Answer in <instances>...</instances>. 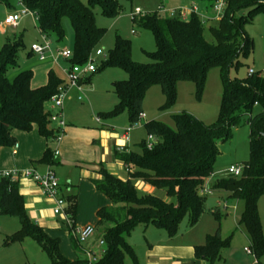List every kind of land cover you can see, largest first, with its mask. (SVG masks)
<instances>
[{
    "label": "trees",
    "instance_id": "16d2710c",
    "mask_svg": "<svg viewBox=\"0 0 264 264\" xmlns=\"http://www.w3.org/2000/svg\"><path fill=\"white\" fill-rule=\"evenodd\" d=\"M23 1L39 16L41 33L56 42H62L66 37L63 19L70 21L74 34L70 61L73 65L85 64L107 33L96 24L94 8L99 6L108 18L118 17L122 11L116 0H88L87 5L81 0ZM128 1L133 3L135 0ZM199 1H209L212 7L216 2ZM0 3L10 9L16 8V0H0ZM263 12L264 0H227L224 14L216 22L203 23L197 15L188 20L158 12L140 18L133 15V23L151 30L155 38L156 51L149 55L151 62L146 64L134 62L131 41L116 36L114 47L98 68L100 72L120 69L128 77L114 86L118 104L111 112L112 116L128 109L130 122L137 123L143 114L145 95L153 85H159L166 97L164 108L176 103L179 82L194 83L196 96L200 99L212 69L220 71L224 85L219 116L214 123L205 124L187 112L173 115L175 128L163 122L149 121L145 129L148 136L155 139L152 149L144 140L139 151L115 150L116 159L125 165L128 173L126 180L103 167L100 169L101 179L93 180V183L112 206L97 213L98 225L110 226L103 236L105 254L94 264H125L127 255L137 264L127 239L139 226H153L171 238L177 235L184 218H188L191 227L195 226L207 211V196L200 195V189L214 174L215 161L221 154L219 145L231 139L233 129L243 123L251 129L249 160L242 165L239 177L227 174L218 177L212 189L226 192L229 199L245 202L240 224L246 228L253 255L259 262L264 257V233L258 209V203L264 197V76L257 72L242 79L229 77L231 70L244 66L242 60L253 52V41L247 36L246 26L254 15ZM207 31L211 41L206 37ZM24 47L23 37H20L13 44H5L0 52V148L17 144L12 135L14 130L30 132L37 126L47 141L54 140L58 134L56 127H52V113L47 104L57 94L62 79L51 71L46 85L33 88L32 71H22L13 80L9 78L11 72L20 70L18 57ZM36 164L54 167L59 166L60 161L47 147ZM135 181L150 185L156 192L140 194ZM159 191L164 197L158 194ZM66 200L76 223V196ZM211 213L219 228L215 234L207 236L203 245L194 249L197 259L216 264L231 246L234 235L223 238L220 212L213 209ZM2 216L17 218L20 223V229L6 239L7 245L31 237L48 254L51 264H88L86 257L66 258L61 252L60 240L34 223L26 210L19 182L0 180Z\"/></svg>",
    "mask_w": 264,
    "mask_h": 264
},
{
    "label": "rangeland",
    "instance_id": "374dc122",
    "mask_svg": "<svg viewBox=\"0 0 264 264\" xmlns=\"http://www.w3.org/2000/svg\"><path fill=\"white\" fill-rule=\"evenodd\" d=\"M81 1L85 5L88 4V0ZM116 1L122 6V11L118 17H105L99 6H96L93 10L98 27L107 30L98 46V49H101L104 53L100 60L106 59L108 52L114 47L116 36L120 35L131 41V57L134 62L140 64L151 62L149 55L156 51L155 38L151 30L133 23L132 18L137 8H140L144 15H148L158 12L161 5H164L167 9H172L176 7L188 8L193 4L204 6L205 4L209 11H212V3L209 1L206 3L199 0H167L165 2L162 0H135L133 3L128 0ZM15 9H10L0 3V52L5 44H13L20 37H23L25 47L19 52L18 64L21 70L33 72L32 86L41 87L46 85L51 71L64 78L62 67L66 62L60 59L59 51L64 48L72 49L74 34L70 21L63 19L66 37L62 42L51 39L53 42L52 53L43 62L36 55L28 56L32 42L42 41L37 14L34 17L27 16L23 18L18 27L3 29L2 25L5 18L13 12L20 11L17 3ZM206 27L208 28V26ZM246 33L253 41V52L249 58L242 60L244 66L231 70L229 75L231 79L247 77L250 69L256 71L262 69L260 61L264 49L260 36L261 33L264 34V12L253 16L251 22L246 26ZM206 37L209 41L212 40L208 31ZM12 74L13 72L9 74V77H12ZM91 76V83L85 86L82 92L76 88L68 90L61 112L62 119L67 124L61 133L62 140L60 142L48 140V144L53 152L55 150L60 151L62 162L61 166L49 167L56 171L60 179L67 176L71 178L73 184L78 185V210L75 231L92 225L95 227V233L86 242L79 244L74 238V233L63 225L64 220L59 216H55L54 212L51 211L49 215L55 217L54 225L56 227L49 234L51 237L60 240V249L66 258L76 260L85 257V254L79 252L80 249L78 250L81 247L84 251L95 252L97 261H100L104 255L102 254L104 248L99 245V242L103 239L104 233L110 225H98L97 210L109 207L111 202L103 193L92 190L91 183L84 178L79 165L85 163L101 164L116 177H127V171L123 167V163L116 159L113 150L115 145H123L121 136L128 133L131 140V149L139 151L140 143L143 140L146 142L149 140L145 129V124L149 121L163 122L175 128L173 115L187 112L205 124L214 123L219 116L224 80L218 69H212L208 73L205 90L200 99L196 96L194 83L179 82L176 103L170 108H164L167 100L161 87L153 85L147 91L143 102V114L146 118L132 124L128 109L116 116L111 115L118 104L113 85L119 80H127V74L120 69H106L102 72L99 69L96 74ZM79 97H82L83 101H79ZM47 108L51 111L50 102L47 104ZM68 123L71 126H68ZM52 127L56 126L52 125ZM250 134V127L243 123L233 129L231 139L220 143L221 154L215 161L213 176L217 178L225 177V171L231 166H242L249 160ZM15 136L22 145L19 155L16 158L12 156L13 147L0 148V169L26 170L27 168H33L29 160L30 158L39 159L42 157L45 149V138L40 135L37 126H34L30 132L16 130ZM94 141H96V144H93ZM42 166L41 170L48 168ZM62 180L66 182L65 179ZM134 184L140 194H144L148 188V185L142 181H135ZM158 194L164 197L162 191H159ZM218 201L221 202L220 206H218ZM206 209L207 213L201 217L195 226L191 227L189 225L187 217L180 223L178 230L184 240L204 239L203 242H205L207 235L215 234L219 228V223L211 213L213 209L220 212L222 236L226 237L231 230H235L237 227L248 237L246 228L240 224L245 210V202L229 199L227 193L217 190L213 196L207 197ZM258 209L264 233V197L260 199ZM6 219L0 218V221L6 224L7 233L9 231L15 232L20 228L17 218ZM0 230L2 232L0 233V264H51L48 254L33 238L26 237L22 241L7 245L1 224ZM160 235L166 236L167 233L152 226L149 231H146L144 226H139L132 232L127 242L134 250L137 264H144L145 262V253L148 249L147 240L155 242ZM245 247H249V243H246L245 238L234 237L231 246L223 252L222 260L216 264H233V255L235 260L244 259L245 264H253L257 259L253 254L251 256L247 255ZM260 262L264 263V257L260 259ZM125 264L136 263L131 256L127 255Z\"/></svg>",
    "mask_w": 264,
    "mask_h": 264
},
{
    "label": "built area",
    "instance_id": "2783aa9c",
    "mask_svg": "<svg viewBox=\"0 0 264 264\" xmlns=\"http://www.w3.org/2000/svg\"><path fill=\"white\" fill-rule=\"evenodd\" d=\"M167 1V0H162ZM227 0H216L214 6L212 7V17H208L205 13H203L200 8L193 4L188 8H180V9H167L164 5H161L158 13L161 15H167L169 17H180L183 20H188L192 15H197L201 18L203 23L219 21L226 8ZM17 5L20 7V11L13 12L9 14L5 21L3 22V29L6 28H15L19 26V23L22 21L24 17L30 16L34 17L36 12L31 11L25 4L23 0H16ZM134 15L137 17H144L143 11L140 8H137L134 12ZM41 33V31H40ZM42 41L39 43H34L31 45V52L38 56L40 61H46L47 57L50 53H52V41L49 37L42 34ZM104 55L101 49L95 50L92 55L89 57L87 62L83 65H73L70 61L73 58L72 49H62L59 51L60 59H63L67 63V67L63 68V73L65 77L63 78V83L58 87V92L54 95L51 100V123L56 126L58 130L57 137L54 139L57 142L62 140V131L63 128L67 126V124L63 121L61 112L63 110V105L67 96V92L71 88H76L80 92L83 91L85 80L90 77L92 74L98 71L100 65V57ZM255 74L253 69L249 70V76ZM79 101H83L82 97H79ZM146 118L145 114L140 115V119ZM128 134V133H127ZM155 144V139L150 136L147 142V147L152 149ZM125 146H118L117 150L123 152L125 150ZM19 149L18 143L13 147L12 151L14 155H17ZM127 149V148H126ZM60 155L59 150L54 151V156L57 158ZM243 167L242 166H231L225 174L232 175L235 177H239L242 174ZM8 179L13 182H19L20 179H29L33 181L41 190L42 194L50 199L53 202V212L55 216H59L64 220L65 226L70 229L74 233V238L76 241L81 244L87 241L95 232V228L93 226H87L81 230L75 231L74 221L71 218L69 213V203L65 198L61 196V185L58 179L57 174L55 173L53 168H48L45 171H39L36 168H30L26 170H0V180ZM213 189L206 184L203 188L200 189V195L202 196H210L213 195ZM99 245L104 248L102 250V254H105V241L102 239L99 242ZM249 255L253 254L251 249H245ZM85 257L88 260V264H94L97 262L96 253L93 251H84Z\"/></svg>",
    "mask_w": 264,
    "mask_h": 264
},
{
    "label": "crops",
    "instance_id": "0c3cea01",
    "mask_svg": "<svg viewBox=\"0 0 264 264\" xmlns=\"http://www.w3.org/2000/svg\"><path fill=\"white\" fill-rule=\"evenodd\" d=\"M197 6L208 17L213 16V13L211 14L212 11H209V8L207 6H205V4H204V6L203 5L200 6L197 4ZM172 9H180V8L176 7V8H172ZM260 38H261V42L263 44V49H264V34L263 33H261ZM50 40H51V38H50ZM39 42H41V41L32 42V44L39 43ZM52 46H53V42H52ZM64 49H67V48H64ZM28 56H34V54L31 52V50L28 51ZM260 63H261L262 69L260 71H256V70H254V71H255V73L260 72L264 76V50H263V54H262ZM65 67H67V63H65V65H63L62 69ZM22 71L23 70L20 69L19 72H15V73L13 72L12 77H9L10 80H13ZM94 74H96V73H94ZM94 74H92V75H94ZM58 77L63 80L62 76H58ZM91 77L92 76L89 77L90 79L88 78L85 80L84 87L91 83V80H92ZM123 80H125V79H123ZM119 81H121V80H119ZM115 84L113 86H115ZM33 88H38V87H33ZM68 126H71V124L68 123ZM53 128H55V127H53ZM15 131L16 130H14L12 132V135L17 140V137L15 136ZM121 138L123 141V145H121V146H125L126 148H128V150H132L130 147V142H131L130 135L126 133V134H123L121 136ZM17 143L19 145L17 155H14L13 151L11 153L12 156H14L15 158L19 155V151L22 148V145L19 143L18 140H17ZM93 144H96V141H94ZM47 147H49V144H48V141L45 139V149L43 151V154H44L45 150L47 149ZM116 147L118 148V146L115 145L113 148L114 151L117 150ZM60 156H61V153L59 155V158L57 157L60 161L59 166L62 165ZM42 157H43V155H42ZM41 158H39V159L30 158L29 162H30V165L33 166V168H36L39 171L43 172L46 170V168L41 170V168L43 166L36 164V161H39ZM46 167H48V166H46ZM102 167L103 166L101 164H96V163H85V164L79 165V168L81 169L84 178L91 183L92 188H93L92 190L95 192L98 190L96 189V187L93 183V180L101 179L100 169ZM123 167L125 168L124 164H123ZM0 170H9V169H0ZM55 173H56V171H55ZM110 173H112V172H110ZM127 178H128V173H127V177H125V178L123 177L120 179L126 180ZM58 179H59L60 185H61V196L65 199H67L70 196H73V197L76 196L77 210H78V191H77L78 185L73 184L74 182L71 180V178H69L67 176H65L61 179H60V177H58ZM62 179H65L66 182H63ZM214 179H217V177L212 175V177L206 183L209 185L210 188H212V185L215 182V181H213ZM19 187H20V193L25 199L26 210H27L29 216L31 217V219L34 221V223L37 224L38 226L46 229L48 232H50L51 230H54L56 227V225H54L55 217L52 215L51 216L49 215V213L51 211H53V205H54L53 202L50 199L46 198L42 194L40 188L33 181H31L29 179H20ZM213 191H214L213 194H215V192L217 190H213ZM155 192H156L155 189L153 187H151L150 185H148V188L146 189L145 193L151 194V193H155ZM221 192H223V191H221ZM220 205H221V202L218 201V206H220ZM110 206H112V203ZM100 209H102V208H99L97 210V213ZM206 213L207 212H205L204 214H206ZM203 215H202V217H203ZM0 218L7 220L6 218H10V217H6V216L3 217L2 216ZM97 222H98V216H97ZM0 224H1L2 228L4 229L5 233L3 232V234L5 235V239H7L9 236L13 235L14 233H16L20 229V228L17 229L15 232L9 231V233H7V230L5 229V228H7L6 224H4L2 221H0ZM89 226H92V225H89ZM150 227L151 226L145 227L146 231H149ZM0 233H2L1 230H0ZM231 234H233L235 238L237 236H240L241 238H245L246 243H249V247H245V249H247V248L250 249V245H251L250 239H248L249 237L244 235L243 231L239 230L236 227L235 230L234 229L231 230L230 233H228L226 237L225 236H222V237L227 238ZM221 235H222V232H221ZM181 236H182V234H180V232L178 230L177 235L174 236L173 238H171L167 234L166 236L165 235L158 236V239L155 242H153V241L150 242L149 240H147L148 249L145 253L146 259H145L144 264H208L206 261L201 260V259H197L195 257V249L194 248L198 245H203L205 243V242H203L204 239L203 240H201V239L200 240L199 239L194 240L192 238L188 241V240H184ZM234 237H233V239H234ZM80 250H81V253L84 254V250L81 247H80ZM247 255H249V254L247 253ZM243 260H241V259L235 260L234 255L232 256L233 264H237V263L245 264ZM253 264H264V263H261L258 260H256Z\"/></svg>",
    "mask_w": 264,
    "mask_h": 264
}]
</instances>
